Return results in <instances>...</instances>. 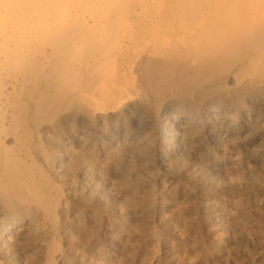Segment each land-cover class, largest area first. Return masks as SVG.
I'll return each mask as SVG.
<instances>
[{
  "label": "bare ground",
  "instance_id": "6f19581e",
  "mask_svg": "<svg viewBox=\"0 0 264 264\" xmlns=\"http://www.w3.org/2000/svg\"><path fill=\"white\" fill-rule=\"evenodd\" d=\"M260 101L264 0H0V264H145L132 246L138 198L132 181L115 185L113 167H133L129 158L146 156L156 139L165 154L157 160L170 168L166 156L187 160L222 106ZM207 103L203 124L169 116L170 105ZM145 108L157 115L154 131L136 124ZM262 145L255 158L234 160L261 214L257 234L245 232L248 221L228 202L206 264L216 251L227 263L236 248L264 264ZM184 232L176 264H205Z\"/></svg>",
  "mask_w": 264,
  "mask_h": 264
},
{
  "label": "rangeland",
  "instance_id": "374dc122",
  "mask_svg": "<svg viewBox=\"0 0 264 264\" xmlns=\"http://www.w3.org/2000/svg\"><path fill=\"white\" fill-rule=\"evenodd\" d=\"M262 102L263 101H260V103L258 102L256 105L251 104L245 108L241 107L238 110L229 105L222 106L220 112H222L221 115L223 116L220 115V118L217 119L215 127H205L202 136L189 145L187 151L188 155H186L185 158L187 160H182L180 163L176 162L175 165V163L171 161L170 154L166 156V161L171 163L170 168L163 167L157 160L160 157H164L165 154L163 153L164 151L160 149V145L157 143L156 139H153L152 143H149L147 146L146 156H143V154L138 151L139 153H135V157L129 158V160H131L129 163L130 165L132 164L131 166L133 167L128 168V164L124 162L117 163L116 168L113 167L112 171L114 172L111 171V174L115 185L121 183L122 180H127L128 186V183L132 181L128 188L131 187L134 189L133 197L139 199H137L138 202L132 207L137 215V218L131 220L132 223H134L131 225L137 229V233L133 236L134 242L132 241V246L136 250H140L139 252L142 255L141 258L145 257L144 259L142 258L145 264H176V257L182 258L186 254H184L186 251H184L183 247L181 250L178 249L179 241L182 237H185L184 234H186L184 232L185 227L189 230L190 236L196 239V244H190L187 246V249L191 248L189 251H192L196 246L202 253L201 256L199 255L198 260L204 262L206 258L203 260V254L211 247L212 242H216L217 236L221 233L216 232L219 226L215 224V220L219 219L217 216L222 212L221 210L228 202L236 207L235 211H232L233 213H239L242 221H248V224L245 226V232L252 237L256 236L258 224L257 216L259 212H256L253 206L257 203H255L256 201L253 200V197L244 189L236 178L241 172V164L234 163V160L243 156H245L244 158H255L254 155L256 154H254V152L256 151L255 153H257V151H259L260 153L262 149L259 148L260 145L264 144V103ZM209 106V103L199 108L192 107L190 104H184V106L170 105L171 112L169 116L174 115V113H182V115L185 116L189 113L188 115L196 119L197 123L203 124L202 120L206 116ZM139 114L141 120L136 121L138 122L136 124L140 126H149L153 128L152 131H154L155 126L158 124L156 113L151 109L145 108V110ZM230 135L234 136L236 139L225 145L216 143L218 142L217 138L228 139ZM262 146L264 147V145ZM225 157L227 158L225 159ZM115 164L116 162L113 165ZM238 169L240 171H238ZM146 173L148 175H146ZM228 174H232L233 178H236V181L233 180L228 183L226 177ZM258 174L262 175L263 182L261 183L264 186V170ZM134 177H136V180ZM229 188L231 189L230 191ZM116 190L119 192L118 187H116ZM120 194L122 193H119V195ZM148 194H154L152 206L146 203ZM262 204H264V201ZM261 212L263 217L264 211ZM259 215L261 216V214ZM212 216H214V218ZM122 218L123 216L119 214L117 219L114 220V229L116 231L122 222ZM209 222H212L211 225ZM160 235L162 237H160ZM226 244L227 243H224V247ZM231 251L232 255L227 263L221 260L222 251H216L214 257L207 258V262L209 264H257L256 261L259 257L256 256L253 251H250L251 255L249 256L242 252V248L232 249ZM192 255H194V253L190 254V256ZM149 259L150 261L148 262ZM138 264H140V262H138Z\"/></svg>",
  "mask_w": 264,
  "mask_h": 264
}]
</instances>
